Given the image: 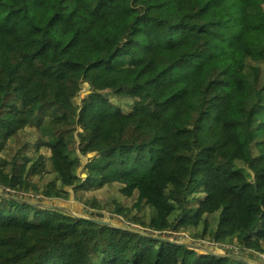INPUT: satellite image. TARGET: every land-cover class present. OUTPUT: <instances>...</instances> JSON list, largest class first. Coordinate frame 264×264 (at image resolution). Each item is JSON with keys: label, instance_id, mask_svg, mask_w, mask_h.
<instances>
[{"label": "trees", "instance_id": "1", "mask_svg": "<svg viewBox=\"0 0 264 264\" xmlns=\"http://www.w3.org/2000/svg\"><path fill=\"white\" fill-rule=\"evenodd\" d=\"M0 173L125 227L0 195V264H253L140 232L264 254V0H0Z\"/></svg>", "mask_w": 264, "mask_h": 264}, {"label": "rangeland", "instance_id": "2", "mask_svg": "<svg viewBox=\"0 0 264 264\" xmlns=\"http://www.w3.org/2000/svg\"><path fill=\"white\" fill-rule=\"evenodd\" d=\"M257 1H259V0H248V2L249 3H253V2H257ZM247 20H248V23H249V25L251 26V28L254 30V31H256V27H255V18L253 17V16H248V18H247ZM86 92V87H84L83 89H82V91H81V95H80V98H79V102H81V100H83V98H85L84 97V93ZM177 96V94H174L172 97L173 98H175ZM94 100H95V98L94 97H91L90 98V102H89V104H88V109H87V112H83V111H79V116H78V120H77V124H80L81 125V123L83 122V120H82V118H83V116H84V120H88V121H90V122H95L97 119H99V117H98V115H96L95 114V112H94ZM169 100V99H168ZM82 126V125H81ZM75 146L77 147L78 146V135H77V133L75 132ZM82 158H83V161H84V163H83V167L84 166H93V167H95V168H100L102 165H103V161H101V159H96V158H91L90 159V157L89 156H85V155H82ZM90 159V160H89ZM42 164H45V162L44 161H42ZM46 165V164H45ZM44 170V166L43 165H40V164H38L37 166H36V170H35V173L34 174H37L38 172H42ZM0 175H1V173H0ZM79 175L80 176H83L84 177V172H82V169L81 170H79ZM0 181H1V178H0ZM1 186V185H0ZM3 188H4V190H7L6 189V186H3ZM14 191V190H13ZM15 192V191H14ZM2 194H4V193H2ZM8 195V194H7ZM146 202H150L151 200H149V199H146L145 200ZM55 202H57V204H60V205H62V206H69V207H71V208H73V209H75L76 211H78L81 215H85V216H87V213L85 212V210H84V207L81 205V204H79V203H77L73 198H71V199H69V200H67V201H64V200H55ZM55 202H53V203H55ZM88 216H90V215H88ZM96 217H104V218H107V216H109V215H106V216H101V215H95ZM110 221H112L113 223H115V219L113 218V219H111ZM116 223H120V221H116ZM121 225V224H120ZM163 234L165 235V234H170V232H163ZM172 237L173 238H179L180 237V235L177 233V232H173L172 234ZM204 245V244H203ZM205 246H207V245H205ZM236 246V243L235 242H233V243H231V244H229V245H215V247H218V248H220V250H218V253H221V254H224V253H226L225 252V250L227 249V248H233L234 250H236L237 251V253L238 254H240L239 253V251L241 250V247H235ZM207 247H210V246H207ZM214 247V246H213ZM225 248V249H224ZM254 254V256H255V254L256 255H258L260 258H264V254H262V253H253ZM242 257H246L248 260H249V262H254V263H256V264H260V263H262V259H259V257H258V261H256V260H252V257H254V256H247V255H244V253H242V254H240Z\"/></svg>", "mask_w": 264, "mask_h": 264}, {"label": "water", "instance_id": "3", "mask_svg": "<svg viewBox=\"0 0 264 264\" xmlns=\"http://www.w3.org/2000/svg\"><path fill=\"white\" fill-rule=\"evenodd\" d=\"M0 195H2L3 197L9 198V199H14L16 201H19V202H22V203H25V204H30V205H33V206H36V207H40V208H44V209L59 210V211L71 214V215H73L75 217H82V218L90 219V220L96 221L98 223H101L103 225L122 227V226L110 221L111 219L114 218L113 215H109V216H107V218L85 216V215H81L78 211H76L75 209H73V208H71L69 206H62L60 204H57V202H55V200H36V199H27V198H23L21 196H12V195H7V194H0ZM53 202H55V203H53ZM122 228H125V227H122ZM127 229L133 230V229H130V228H127ZM140 233H142L143 235H147V236L159 237L161 239H164L166 241H170V242H173V243L183 244L186 247L197 249V250H200V251H203V252H206V253H210V254L219 256V257H230V258H236L238 260L249 262V260L246 257H242L233 248H227L225 250L226 253L221 254V253H218V250H220V248L215 247V246L214 247H212V246L207 247V246H205L203 244L188 243V242H183V241H180V240H174V239H171V238H168V237L150 235V234H148L146 232H142V231ZM249 256L252 257V256H254V254L253 253H249ZM262 260H263V262L260 263V264H264V258H262ZM252 263L256 264L254 262H252Z\"/></svg>", "mask_w": 264, "mask_h": 264}, {"label": "built area", "instance_id": "4", "mask_svg": "<svg viewBox=\"0 0 264 264\" xmlns=\"http://www.w3.org/2000/svg\"><path fill=\"white\" fill-rule=\"evenodd\" d=\"M6 189L11 192V193H14V191L12 189H10L9 187H6Z\"/></svg>", "mask_w": 264, "mask_h": 264}]
</instances>
